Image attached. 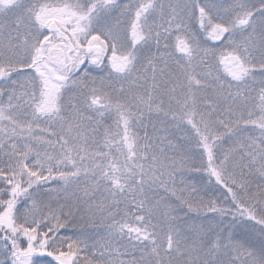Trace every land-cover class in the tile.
Listing matches in <instances>:
<instances>
[{"label":"snow or ice","instance_id":"snow-or-ice-1","mask_svg":"<svg viewBox=\"0 0 264 264\" xmlns=\"http://www.w3.org/2000/svg\"><path fill=\"white\" fill-rule=\"evenodd\" d=\"M0 264H264V0H0Z\"/></svg>","mask_w":264,"mask_h":264}]
</instances>
